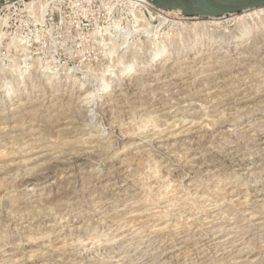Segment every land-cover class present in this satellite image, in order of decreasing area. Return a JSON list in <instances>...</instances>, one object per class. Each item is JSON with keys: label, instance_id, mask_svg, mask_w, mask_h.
Here are the masks:
<instances>
[{"label": "rangeland", "instance_id": "374dc122", "mask_svg": "<svg viewBox=\"0 0 264 264\" xmlns=\"http://www.w3.org/2000/svg\"><path fill=\"white\" fill-rule=\"evenodd\" d=\"M136 1L0 8V264H264V5Z\"/></svg>", "mask_w": 264, "mask_h": 264}, {"label": "bare ground", "instance_id": "6f19581e", "mask_svg": "<svg viewBox=\"0 0 264 264\" xmlns=\"http://www.w3.org/2000/svg\"><path fill=\"white\" fill-rule=\"evenodd\" d=\"M138 2H139V0H137ZM136 1V2H137ZM216 2H218V3H221V4H230V5H237V4H243V3H245V2H247V1H249V0H245V1H240V0H215ZM137 2V3H138ZM141 3V2H140ZM31 4L32 3H30L29 4V7L31 6ZM260 8V7H259ZM260 15H264V8L262 9V8H260V9H256V10H254L252 13H249V14H245V15H242V16H239V18H237L238 19V21H239V23H241V25H243V24H246V23H248L250 26H251V24H255V26L254 27H251V28H243V27H241L243 30H244V35L245 36H255V33H257V32H259V31H261L262 29H263V31H264V19H263V21H261V22H258V21H260L261 20V18H260ZM234 17V16H233ZM236 17H238L237 15H236ZM224 17H219L218 16V18H211V19H208V20H205V21H202L200 24V26H199V29L201 30L200 32H198V33H200V34H203V33H206L207 31H208V29H209V27L211 28V27H213L214 29L217 27V26H219V24L221 23L220 21L223 19ZM237 21V22H238ZM237 25V24H236ZM248 25V26H249ZM238 26V25H237ZM236 26V27H237ZM239 27V26H238ZM212 28V29H213ZM240 28V27H239ZM240 28V29H241ZM212 29H210V30H212ZM247 29V30H246ZM242 30V31H243ZM218 31V30H217ZM241 31V30H240ZM216 32V31H215ZM211 33H212V31H211ZM210 33V34H211ZM219 32H217V34H218ZM226 33V32H225ZM242 33V32H241ZM200 34L198 35V37H200ZM208 34V33H207ZM209 34V35H210ZM213 34V33H212ZM227 34V33H226ZM262 34V33H261ZM205 36L206 35H204V38H205ZM211 36V35H210ZM221 36V35H220ZM231 36V35H230ZM201 37H202V35H201ZM207 37V36H206ZM212 37V36H211ZM213 37H214V35H213ZM212 37V38H213ZM219 37V36H218ZM229 37V36H228ZM233 37V36H232ZM256 37V36H255ZM263 37H264V35H263ZM193 38H194V36H193ZM217 38V37H216ZM224 38V37H223ZM253 38V37H252ZM261 38V37H260ZM259 38V39H260ZM206 39H208V38H206ZM230 39H232L231 37H230ZM194 40H195V38H194ZM204 40V39H203ZM253 40V39H252ZM256 40V39H255ZM197 41V40H196ZM199 41V40H198ZM197 41V42H198ZM210 41V40H209ZM214 41V40H213ZM257 41H259L258 39H257ZM189 42V41H188ZM196 42V43H197ZM251 42V41H250ZM190 43V42H189ZM195 43V44H196ZM225 43V42H224ZM231 43V42H230ZM248 43V42H247ZM247 43H245V45L247 44ZM252 43V42H251ZM250 43V44H251ZM192 44V43H191ZM198 44H200V43H198ZM244 44V43H243ZM248 45V44H247ZM254 45V44H253ZM241 47L242 48H245V47H247V46H243V45H241ZM249 47V46H248ZM251 47V46H250ZM254 47V46H253ZM252 47V48H253ZM173 49V48H172ZM170 50V49H169ZM177 50H178V48H177ZM172 51H174V50H172ZM251 51V50H250ZM216 52H218V51H216ZM220 52V51H219ZM218 52V53H219ZM227 52V51H226ZM225 52V53H226ZM161 54L162 53H165V51H163V52H160ZM167 53V52H166ZM224 53V54H225ZM239 53V52H238ZM244 53H245V51H244ZM247 53H248V51H247ZM222 54V53H221ZM218 55V54H217ZM198 56H200V55H198ZM204 56V55H203ZM209 56H211V55H209ZM213 56V55H212ZM211 56V57H212ZM221 56V55H220ZM155 57H157V56H155ZM215 57V56H214ZM196 58H198L197 56H196ZM199 59V58H198ZM204 59V58H203ZM211 59V58H210ZM155 60V59H154ZM196 60V59H195ZM153 61V60H152ZM171 62H172V60H170ZM169 61V59L167 60L166 59V61H164V62H160L161 64H159L158 66H156V69H161V70H163V69H165V68H167L170 64H171V62ZM154 62V61H153ZM176 62V61H175ZM197 62V61H196ZM148 63H150V62H148ZM179 63V62H178ZM151 64V63H150ZM173 64V63H172ZM176 64V63H175ZM175 64H174V66H175ZM180 64V63H179ZM178 65V64H177ZM181 65V64H180ZM148 67V66H147ZM182 66H179V68H181ZM130 68V67H129ZM128 68V69H129ZM149 68V67H148ZM168 68H171V67H168ZM176 67H174V69H175ZM178 68V69H179ZM173 69V68H172ZM173 69V70H174ZM138 70V69H137ZM166 70V69H165ZM170 71H171V69H169ZM172 70V71H173ZM119 71H120V69H119ZM174 71H177V70H174ZM173 71V72H174ZM179 71H181V70H179ZM128 72V71H127ZM136 72V71H135ZM120 73V72H119ZM124 73H125V70H124ZM137 73V72H136ZM163 73V72H162ZM162 73H160V75L162 76L163 74ZM166 73H168V72H166ZM177 73V72H176ZM174 74V73H173ZM129 75V74H128ZM133 75H134V73H133ZM137 75V74H136ZM139 75H140V73H139ZM159 75V76H160ZM119 76H121V75H119ZM125 76V75H124ZM141 76V75H140ZM156 77H158V74H157V76ZM155 77V78H156ZM123 78V77H122ZM131 78V77H130ZM154 78V79H155ZM119 79V78H118ZM134 79V78H133ZM153 79V78H152ZM157 79H159V77L157 78ZM114 80H115V78H114ZM136 80V79H135ZM124 81V80H123ZM127 81V80H126ZM115 82V81H114ZM130 82H132L131 80H130ZM118 83V82H117ZM107 84V83H106ZM106 84H104V85H106ZM111 84H113V83H111ZM131 84V83H130ZM129 84V85H130ZM109 85H110V83H109ZM108 85V86H109ZM132 85V84H131ZM134 85V84H133ZM111 86V85H110ZM101 87V85H98L97 86V88H96V93H97V95L100 93L101 94V91L103 90V89H99ZM109 88V87H108ZM118 90H119V88H118ZM110 91V90H109ZM104 94V93H103ZM120 94V93H119ZM123 93H121V95H122ZM96 95V96H97ZM111 95V94H110ZM113 95V94H112ZM106 95H103L102 97L100 96V98L98 97V98H96V99H94L95 101H93V103H92V106H89V108H88V110L87 111H90L91 113H93L94 111H96V109H98L99 107H100V109H101V106L102 105H105L106 104V102H108L109 100H108V97H105ZM123 98V97H122ZM81 100H83V99H81ZM108 100V101H107ZM110 100H111V98H110ZM110 103V102H109ZM109 105V104H108ZM86 109V108H85ZM103 109V108H102ZM13 110H14V108H13ZM104 110V109H103ZM103 114V113H102ZM98 115V114H97ZM91 116V115H90ZM95 116V115H94ZM97 117V116H96ZM93 118V117H92ZM95 118V117H94ZM89 120V119H88ZM94 120V119H93ZM92 120V121H93ZM91 121V122H92ZM88 123H90V121H88ZM87 123V124H88ZM229 131H231V129H228Z\"/></svg>", "mask_w": 264, "mask_h": 264}, {"label": "built area", "instance_id": "2783aa9c", "mask_svg": "<svg viewBox=\"0 0 264 264\" xmlns=\"http://www.w3.org/2000/svg\"><path fill=\"white\" fill-rule=\"evenodd\" d=\"M41 0H0V8L1 10H3V8H16V7H25V13L28 15H31L33 17H35V15H37V10L40 7V12H42V5L40 3ZM45 3H47V5L49 4H53L56 0H43ZM31 4V6L29 7V4ZM45 16H48V13L45 14ZM49 18L48 23L50 25H57V20H56V16L54 13H51L50 16H48Z\"/></svg>", "mask_w": 264, "mask_h": 264}, {"label": "water", "instance_id": "95a60500", "mask_svg": "<svg viewBox=\"0 0 264 264\" xmlns=\"http://www.w3.org/2000/svg\"><path fill=\"white\" fill-rule=\"evenodd\" d=\"M205 5L211 10H214L217 14H226L231 12H241L252 10L254 8L264 5V0H249L243 4L230 5V4H221L215 0H202Z\"/></svg>", "mask_w": 264, "mask_h": 264}]
</instances>
